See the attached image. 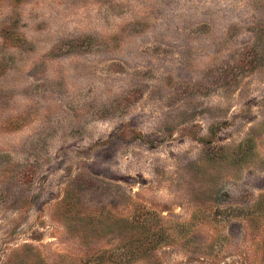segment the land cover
Segmentation results:
<instances>
[{"label":"rangeland","instance_id":"obj_1","mask_svg":"<svg viewBox=\"0 0 264 264\" xmlns=\"http://www.w3.org/2000/svg\"><path fill=\"white\" fill-rule=\"evenodd\" d=\"M0 264H264V0H0Z\"/></svg>","mask_w":264,"mask_h":264}]
</instances>
